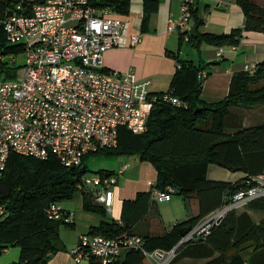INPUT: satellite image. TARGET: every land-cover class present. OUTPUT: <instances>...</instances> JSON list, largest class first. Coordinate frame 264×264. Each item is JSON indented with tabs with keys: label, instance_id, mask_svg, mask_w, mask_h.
I'll return each instance as SVG.
<instances>
[{
	"label": "trees",
	"instance_id": "16d2710c",
	"mask_svg": "<svg viewBox=\"0 0 264 264\" xmlns=\"http://www.w3.org/2000/svg\"><path fill=\"white\" fill-rule=\"evenodd\" d=\"M27 1L0 0V18L11 12L19 2ZM91 1L98 6H110L125 15L130 11L131 0ZM198 2L196 0L195 6H191L195 32H180L181 42L186 41L199 49L203 42L217 46L238 45L246 30L264 33V5L257 0H237L245 14L244 24L221 33L200 30L205 19L198 12ZM159 3L160 0H143L141 30L147 29ZM187 32L189 39L185 40ZM21 49L22 45L8 42L0 25V52ZM172 55L177 69L167 90H151L150 95L157 98L144 132L135 133L126 125H121L115 146L99 147L85 155L82 164L73 168L65 166L55 155L39 158L16 152L10 154L7 167L0 175V253L17 245L20 257L9 264H45L54 252L62 248L59 227L65 220L50 218L47 207L52 202L71 199L80 192L77 183L88 170L87 159L91 154H135L139 159L149 160L155 165L157 178L151 189L140 190L135 197L123 200L120 219L110 216L105 205L97 202L92 192H82L83 207L102 215L100 222L91 225L88 233L107 236H116L124 231L136 233L133 225L149 211L153 192L157 188L166 190L168 185H173L176 192L189 198L190 207L193 205L190 217L177 221L170 229L161 228L141 234L150 251L157 248L172 250L182 239L185 227L196 226L208 213L229 201L238 189L251 187L254 184L252 176L264 172V121L245 126L242 116H238L236 124L229 119L235 106L264 105V84H259L264 79V60L257 63L253 72L245 69L234 72L228 94L208 101L201 94L206 77L201 76L199 71L220 60L202 59L197 64L178 53ZM19 66L0 60V76H16ZM166 91L178 95L187 104L175 105L165 101L162 95ZM210 163L246 174L236 181L211 179L207 175ZM84 165L86 168H83ZM113 172L106 168L98 171L101 174ZM247 208L264 211V194L250 199L243 210L230 209L208 233L181 245L172 263L184 257H195L208 258L206 264H243L245 260L251 264H264V259H259L257 255L245 258L242 254L247 246L264 253V215L256 221ZM155 220L163 225L160 213ZM230 250L234 253L228 257ZM123 252V257L120 259L119 256L112 264H146L147 256L141 250L126 248ZM216 252L219 254L215 255ZM88 261V264H103L94 256Z\"/></svg>",
	"mask_w": 264,
	"mask_h": 264
},
{
	"label": "built area",
	"instance_id": "2783aa9c",
	"mask_svg": "<svg viewBox=\"0 0 264 264\" xmlns=\"http://www.w3.org/2000/svg\"><path fill=\"white\" fill-rule=\"evenodd\" d=\"M195 3L182 0L181 15L170 20L168 29L190 30L186 26ZM0 25L11 44L22 45L17 52H0V60L20 65L16 76H0V175L12 152L39 158L55 155L65 166L75 167L99 147L115 146L121 125L135 133L147 130L157 98L150 95L151 80L133 68L107 70L104 66L107 49L135 46L141 40L142 32L132 28L125 14L91 0H28L0 18ZM184 38L189 39V32ZM19 54L25 56L23 63L18 61ZM256 67L253 62L244 65L250 72ZM199 74L206 77L208 71L202 69ZM162 98L175 105L187 104L171 91L164 92ZM126 166L109 174H84L77 183L78 190L92 192L110 211L113 186ZM252 180L251 187L238 189L229 201L194 226L190 239L208 233L230 209L263 195L264 172ZM176 190L168 185L166 190L155 189L154 194L160 200L170 199ZM47 214L69 223L74 218V211L61 202H52ZM126 248L141 250L157 264H169L166 253L175 255L173 249L148 250L142 235L128 231L116 236L82 233L68 252L76 262L94 256L103 264H112ZM243 264L251 262L245 260Z\"/></svg>",
	"mask_w": 264,
	"mask_h": 264
},
{
	"label": "crops",
	"instance_id": "0c3cea01",
	"mask_svg": "<svg viewBox=\"0 0 264 264\" xmlns=\"http://www.w3.org/2000/svg\"><path fill=\"white\" fill-rule=\"evenodd\" d=\"M264 5V0H257ZM182 0H160L158 10L152 14L149 25L145 31L141 30L143 16V0H131L130 11L126 15L130 19L133 29L142 32L141 40L135 46L112 47L104 53L105 69L126 70L133 68L139 76L151 80L152 91L165 90L170 86L173 74L177 69L174 53L192 59L195 63L203 61L220 60L218 63L208 65L202 97L208 101H215L228 94L231 77L234 72L243 70L245 63H258L264 60V33L258 30H246L238 45L217 46L203 42L197 48L186 41L181 42L180 30H169L170 20H177L181 15ZM198 12L205 19L200 27L201 31L228 32L233 27L241 26L245 21V14L237 0H199ZM194 26L192 20L186 27ZM185 27V29H186ZM187 43L188 46L184 44ZM223 47L222 54L219 53ZM264 80V79H263ZM263 80L259 84H264ZM238 116H242L243 125H254L264 121V105L258 104L251 107L235 106L232 108V124H236ZM231 124V123H230ZM132 156V157H131ZM114 158L111 167H102L118 171L126 164L123 172L118 175L117 183L113 186V204L109 215L120 219L122 203L125 198L135 197L140 190H149L156 181L157 169L149 160H141L135 154L108 156ZM244 171H232L217 163H210L208 177L236 181L245 176ZM191 198V197H190ZM196 203V201H194ZM189 198L175 192L170 199H158L154 192L151 206L147 214L133 225L137 234L155 232L161 228L170 229L174 223L187 219L192 214ZM61 204L74 211L73 222L62 223L59 227L62 248L52 254L45 264H88V259L76 262L69 254V248L77 243L79 235L89 231L91 225L98 224L102 215L86 210L83 207V195L75 194L71 199H66ZM245 209V206L241 210ZM248 212L259 221L264 211L249 209ZM160 213L163 225L155 218ZM123 252V251H122ZM120 259L124 252L121 253ZM257 255L261 260L264 253L253 251L250 256ZM20 257V248L8 247L0 256V264H9ZM246 258V257H245ZM249 258V257H248ZM146 264H155L152 258H146Z\"/></svg>",
	"mask_w": 264,
	"mask_h": 264
},
{
	"label": "rangeland",
	"instance_id": "374dc122",
	"mask_svg": "<svg viewBox=\"0 0 264 264\" xmlns=\"http://www.w3.org/2000/svg\"><path fill=\"white\" fill-rule=\"evenodd\" d=\"M184 45L188 46L187 43H185ZM24 60H25L24 54H19L18 61L23 63ZM263 82H264V80H263ZM167 89H165V90H167ZM125 156H126V158H128V154H125ZM113 160H114V158H111V157H108V156H104V155H100V154H96V153L95 154H91L88 157V159H87L88 170L85 172V175H95V174L98 173V171L102 167H111L113 165ZM244 206L246 207V204L241 206V207H238V210H241V208H243ZM10 247L20 248L17 245H13V246H10ZM250 248H252V247H248L247 246V247H245L242 250V254L246 258L250 257ZM232 253H234V250L228 251L227 252V256L230 257ZM3 254H4V251H2L0 253V256H2ZM218 254H219L218 252L215 253V255H218ZM173 257H174V255H172L170 253H166L164 258H168L169 259V264H206V261L208 260V258L184 257L180 261H178L176 263H172L171 260H172ZM155 264H157V262H155Z\"/></svg>",
	"mask_w": 264,
	"mask_h": 264
},
{
	"label": "water",
	"instance_id": "95a60500",
	"mask_svg": "<svg viewBox=\"0 0 264 264\" xmlns=\"http://www.w3.org/2000/svg\"><path fill=\"white\" fill-rule=\"evenodd\" d=\"M191 32H195V27L193 26L191 29H190ZM73 168V167H72ZM83 168H86V166L84 165ZM193 227L192 226H187L185 227L183 230H182V239L180 240V242L173 248V251L176 252L177 249L183 245L184 243H186L189 239H190V236H189V233L192 231Z\"/></svg>",
	"mask_w": 264,
	"mask_h": 264
}]
</instances>
